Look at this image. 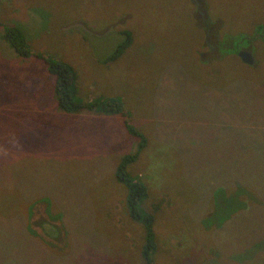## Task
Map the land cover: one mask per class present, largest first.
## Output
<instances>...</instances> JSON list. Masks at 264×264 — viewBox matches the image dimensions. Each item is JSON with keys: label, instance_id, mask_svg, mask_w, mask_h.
Wrapping results in <instances>:
<instances>
[{"label": "rangeland", "instance_id": "374dc122", "mask_svg": "<svg viewBox=\"0 0 264 264\" xmlns=\"http://www.w3.org/2000/svg\"><path fill=\"white\" fill-rule=\"evenodd\" d=\"M3 25L71 65L77 101L129 116L56 110L55 76ZM124 122L148 138L127 172L153 263L264 264V0H0V264H142L114 175L137 151Z\"/></svg>", "mask_w": 264, "mask_h": 264}, {"label": "trees", "instance_id": "16d2710c", "mask_svg": "<svg viewBox=\"0 0 264 264\" xmlns=\"http://www.w3.org/2000/svg\"><path fill=\"white\" fill-rule=\"evenodd\" d=\"M126 32L127 31L124 32V40L118 45V47L116 46L114 52L110 56H107L104 59V62L116 59L120 53L130 45L131 37L129 33ZM2 37L17 56L21 58H26L30 55L36 57L38 60H41L47 66V70L55 76L54 103L56 110L64 114H75L82 109L90 111L96 109L100 112L104 111L113 115L125 114V116H129V112L125 110L121 102L116 99L109 98V100L96 101L89 104L83 103V101H77L74 96V86L77 77L71 65H67L62 61H54L52 57L45 53H33L25 40L23 32L19 28L13 25H3ZM233 49V53L236 54L237 48ZM124 124L131 139L136 140L137 151L134 154L127 152L120 158L114 175L117 182L123 184L126 188L125 208L128 217L144 227V243L141 249L142 264H154L152 258L156 249L153 232L154 215L152 212L145 210L144 207V200L148 197L147 188L141 180L134 179L127 172V167L145 151L148 145V138L143 132H138L130 123L127 124L124 122ZM46 138L47 137H44V139ZM32 158H34V155ZM50 246L51 244L49 247Z\"/></svg>", "mask_w": 264, "mask_h": 264}, {"label": "water", "instance_id": "95a60500", "mask_svg": "<svg viewBox=\"0 0 264 264\" xmlns=\"http://www.w3.org/2000/svg\"><path fill=\"white\" fill-rule=\"evenodd\" d=\"M238 57L242 60L244 64L252 66L254 64V59L250 52L248 51H240L238 52Z\"/></svg>", "mask_w": 264, "mask_h": 264}, {"label": "flooded vegetation", "instance_id": "af4514ba", "mask_svg": "<svg viewBox=\"0 0 264 264\" xmlns=\"http://www.w3.org/2000/svg\"><path fill=\"white\" fill-rule=\"evenodd\" d=\"M199 5V3L198 2H196V5ZM208 35V34H207ZM208 39H209V41H210V35L208 36ZM240 51H248V52H250L249 51V49H246V48H240L238 51H237V54H238V52H240ZM251 53V52H250Z\"/></svg>", "mask_w": 264, "mask_h": 264}]
</instances>
